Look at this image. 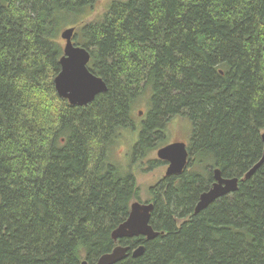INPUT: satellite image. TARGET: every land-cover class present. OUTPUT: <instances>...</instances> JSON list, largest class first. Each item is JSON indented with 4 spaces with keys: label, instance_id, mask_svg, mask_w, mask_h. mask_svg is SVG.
<instances>
[{
    "label": "trees",
    "instance_id": "1",
    "mask_svg": "<svg viewBox=\"0 0 264 264\" xmlns=\"http://www.w3.org/2000/svg\"><path fill=\"white\" fill-rule=\"evenodd\" d=\"M100 2L0 0V264H95L116 245L118 264H264V164L244 179L262 156L264 0H110L94 16ZM70 27L106 84L84 107L53 86ZM146 91L135 149L185 119L188 163L148 189L158 237L113 242L140 188L106 153ZM216 168L238 189L194 215Z\"/></svg>",
    "mask_w": 264,
    "mask_h": 264
},
{
    "label": "water",
    "instance_id": "2",
    "mask_svg": "<svg viewBox=\"0 0 264 264\" xmlns=\"http://www.w3.org/2000/svg\"><path fill=\"white\" fill-rule=\"evenodd\" d=\"M75 28H65L60 32V39L64 42L62 56L60 57L59 73L53 80L56 95L60 99L66 100L68 105L73 107H84L90 104L95 97L106 92V84L99 76L93 74L88 63L90 52L85 47L75 45ZM262 156L253 167L244 174V179L253 176L255 171L264 164V132L261 134ZM189 152L186 144L173 142L167 144L156 151L159 161L167 164L164 178L182 174L187 167ZM214 182L211 187L203 192L194 207L193 214L197 215L208 208L217 200L234 194L238 189L239 179L223 178L219 169L212 172ZM153 204L134 202L129 207V214L126 220L120 224L111 234L113 242L124 239L144 238L147 241L156 239L159 235L150 225V215ZM129 248L127 246L116 245L115 248L98 258L95 264H118L128 257ZM144 247L138 246L132 250L130 257L133 259L142 256ZM82 264H87L83 261Z\"/></svg>",
    "mask_w": 264,
    "mask_h": 264
},
{
    "label": "rangeland",
    "instance_id": "3",
    "mask_svg": "<svg viewBox=\"0 0 264 264\" xmlns=\"http://www.w3.org/2000/svg\"><path fill=\"white\" fill-rule=\"evenodd\" d=\"M110 0H101L99 6L95 10V15H100L104 12L105 7L109 4ZM75 40V39H74ZM61 45L64 42L62 40ZM76 41V40H75ZM150 93L145 92L139 95L138 99L134 102L131 112V122L126 130H121L119 136L115 139L114 144L107 150V162L114 167H118L124 173H133L136 177L137 184L140 188V201L142 203L148 201V189L153 186L156 181L160 180L165 173L166 165L159 163L156 157V151L173 142H182L188 146L192 136V125L184 120L172 119L164 126V131L160 140L150 142L138 146L136 145L139 140L141 131L140 117L144 116L148 111ZM140 112L143 114L140 115ZM133 128V129H132ZM154 139V137H153ZM143 148L148 151L143 156ZM152 162H154L152 164ZM203 166V165H202ZM209 169H207L208 171Z\"/></svg>",
    "mask_w": 264,
    "mask_h": 264
},
{
    "label": "flooded vegetation",
    "instance_id": "4",
    "mask_svg": "<svg viewBox=\"0 0 264 264\" xmlns=\"http://www.w3.org/2000/svg\"><path fill=\"white\" fill-rule=\"evenodd\" d=\"M143 114V112H140V115ZM147 114V113H146ZM146 114L139 118V120H146ZM132 120V119H131ZM166 165V163H164ZM167 167V165H166ZM163 178V177H162ZM146 203V202H145Z\"/></svg>",
    "mask_w": 264,
    "mask_h": 264
},
{
    "label": "bare ground",
    "instance_id": "5",
    "mask_svg": "<svg viewBox=\"0 0 264 264\" xmlns=\"http://www.w3.org/2000/svg\"><path fill=\"white\" fill-rule=\"evenodd\" d=\"M187 147V146H186Z\"/></svg>",
    "mask_w": 264,
    "mask_h": 264
}]
</instances>
